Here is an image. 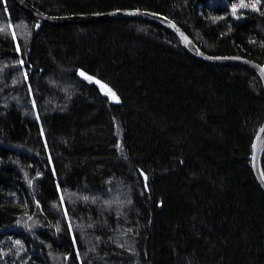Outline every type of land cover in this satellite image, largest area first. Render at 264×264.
<instances>
[{"label":"trees","instance_id":"1","mask_svg":"<svg viewBox=\"0 0 264 264\" xmlns=\"http://www.w3.org/2000/svg\"><path fill=\"white\" fill-rule=\"evenodd\" d=\"M27 1L157 11L264 65V0ZM35 25L0 0V264H264L259 75L150 21Z\"/></svg>","mask_w":264,"mask_h":264},{"label":"water","instance_id":"2","mask_svg":"<svg viewBox=\"0 0 264 264\" xmlns=\"http://www.w3.org/2000/svg\"><path fill=\"white\" fill-rule=\"evenodd\" d=\"M25 12L36 19L35 32L43 25L60 26L70 24H88L113 19H136L156 23L172 32L183 44L185 49L194 57L210 64L216 65H241L256 72L261 78L264 89V65L246 56L239 54H210L173 19L157 11L144 8H122L94 13H71L52 15L33 6L27 0H14ZM106 85L102 84V87ZM107 88V87H104ZM264 120L252 142V168L254 176L264 191Z\"/></svg>","mask_w":264,"mask_h":264},{"label":"snow or ice","instance_id":"3","mask_svg":"<svg viewBox=\"0 0 264 264\" xmlns=\"http://www.w3.org/2000/svg\"><path fill=\"white\" fill-rule=\"evenodd\" d=\"M241 6H245V5H241ZM251 6L255 7V5H251ZM82 75H83V73H82ZM104 87H106V86H104ZM109 94L111 95L113 100H116L118 102V97L115 95L114 92H111V90H109Z\"/></svg>","mask_w":264,"mask_h":264},{"label":"rangeland","instance_id":"4","mask_svg":"<svg viewBox=\"0 0 264 264\" xmlns=\"http://www.w3.org/2000/svg\"><path fill=\"white\" fill-rule=\"evenodd\" d=\"M102 89L109 93V90L107 88L102 87Z\"/></svg>","mask_w":264,"mask_h":264}]
</instances>
